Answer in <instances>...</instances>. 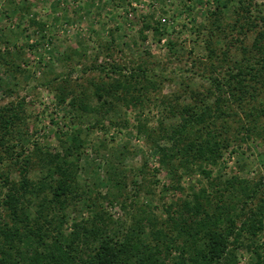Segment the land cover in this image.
<instances>
[{
    "label": "trees",
    "instance_id": "16d2710c",
    "mask_svg": "<svg viewBox=\"0 0 264 264\" xmlns=\"http://www.w3.org/2000/svg\"><path fill=\"white\" fill-rule=\"evenodd\" d=\"M232 1L213 0L206 22L195 27L194 44L202 41L210 64L208 77L197 76L209 88L200 92L183 85L189 89L188 100L176 96L162 101L164 117L172 119L164 123L162 117L157 123V140L162 145L152 139L154 131L137 120L138 133L155 144L170 180L164 191L183 193L164 209L166 220L159 222L139 208L125 229L115 231L95 202L81 199L77 176L86 144L78 129L61 142L60 155L35 147L40 156L20 161L18 179L0 168V264H237L240 248L253 254L251 264H264L256 241L264 231L260 212L264 201L255 209L250 207L264 187V157L262 175L255 184L236 176L211 178L207 171L218 165L235 131L244 130L264 143V2L237 0L231 8ZM236 32L244 41L250 40L249 45L239 41V56L230 55L232 42L217 54L216 45ZM169 45L174 47L172 42ZM215 61L227 66L220 78L214 75ZM92 70L113 77L108 82H91L90 93L70 89L57 97L61 102L70 98L69 105L80 116L94 115L89 128H104L105 122L117 126L122 117L119 106L142 109L143 92L156 87V76L142 66L129 69L114 64ZM16 120L19 116L10 109L0 110V153L9 152L2 129H9ZM3 160L0 155V165ZM196 172L206 176L207 185L184 191L182 177ZM113 182L119 187L118 180ZM79 202L90 216L75 219L67 233V211L78 212Z\"/></svg>",
    "mask_w": 264,
    "mask_h": 264
},
{
    "label": "rangeland",
    "instance_id": "374dc122",
    "mask_svg": "<svg viewBox=\"0 0 264 264\" xmlns=\"http://www.w3.org/2000/svg\"><path fill=\"white\" fill-rule=\"evenodd\" d=\"M263 2L255 0L257 4ZM213 3L0 0V110L10 109L19 116L9 129H2L9 147L8 154L0 153L4 159L2 171H8L11 179H18L20 161L40 156L34 152L35 147L43 153L60 155L61 142L80 129L86 144L77 176L83 191L81 199L95 202L113 223L110 225H115V231L125 229L139 208L149 211L159 222L165 221L164 209L174 205L183 193L164 191L170 180L155 144L138 133L137 120L154 131L152 139L156 141L157 123L165 116L162 101L176 96L188 100L189 89L183 85L200 92L209 88L208 82L197 76H209L207 53L202 41L196 45L194 39L195 27L206 22L204 16L213 11ZM236 6L237 0H233L231 8ZM144 24H149V28H144ZM239 41L250 43L236 32L216 45L217 54L226 44L233 43L229 53L239 56ZM170 42L174 47H170ZM114 64L129 69L146 68L156 76V87L143 92L142 109L119 106L122 117L117 119V126L105 122L104 128H89L94 115L80 116L69 105L70 98L61 102L57 97L70 89H87L86 93H90L91 82H108L113 77L109 72L92 69ZM214 67V75L219 78L227 71L226 64L220 61H215ZM163 121L170 123L172 119L164 117ZM228 138L229 146L218 165L207 168L211 178L236 176L255 184L262 175L264 143L244 130L240 134L235 131ZM157 143L162 145L158 140ZM114 180H118L119 187ZM207 181L206 176L196 172L183 176L180 187L188 192L189 187H204ZM260 200L264 201V187L250 207L255 209ZM75 207L78 212L67 211V233L75 219L86 220L90 216L83 210L82 202ZM260 212L264 220V202ZM256 241L264 260V231ZM236 257L237 264L253 262V254L246 249H238Z\"/></svg>",
    "mask_w": 264,
    "mask_h": 264
}]
</instances>
